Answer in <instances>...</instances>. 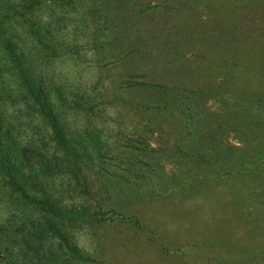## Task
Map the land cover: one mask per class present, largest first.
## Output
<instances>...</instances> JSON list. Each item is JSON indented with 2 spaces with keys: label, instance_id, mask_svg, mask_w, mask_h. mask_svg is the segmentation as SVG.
<instances>
[{
  "label": "rangeland",
  "instance_id": "1",
  "mask_svg": "<svg viewBox=\"0 0 264 264\" xmlns=\"http://www.w3.org/2000/svg\"><path fill=\"white\" fill-rule=\"evenodd\" d=\"M60 15L48 74L77 92L60 120L78 154L47 181L93 213L69 230L86 264H264V0H75Z\"/></svg>",
  "mask_w": 264,
  "mask_h": 264
},
{
  "label": "trees",
  "instance_id": "2",
  "mask_svg": "<svg viewBox=\"0 0 264 264\" xmlns=\"http://www.w3.org/2000/svg\"><path fill=\"white\" fill-rule=\"evenodd\" d=\"M72 1L0 0V264L87 262L69 230L80 229L93 213L52 195L53 181H47L67 159L77 166V142L70 145L60 120L77 92L64 93L48 74L50 63L66 53L59 14ZM256 153L264 164L263 151ZM68 184L61 183L60 192Z\"/></svg>",
  "mask_w": 264,
  "mask_h": 264
}]
</instances>
